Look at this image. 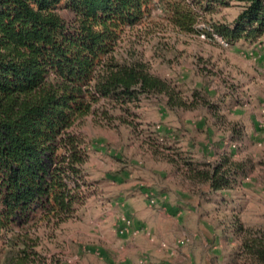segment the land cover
<instances>
[{
  "label": "rangeland",
  "instance_id": "rangeland-1",
  "mask_svg": "<svg viewBox=\"0 0 264 264\" xmlns=\"http://www.w3.org/2000/svg\"><path fill=\"white\" fill-rule=\"evenodd\" d=\"M241 11L233 4L202 18L198 30L210 36L167 26L160 10L127 32L121 51H136L188 107L144 96L132 116L117 110L112 121L90 115L77 124L90 156L86 201L75 219L36 232L48 264H244L234 256V219L264 225V39L224 45L214 29ZM223 156L246 173L218 192L182 159L203 169ZM147 213L158 224H139Z\"/></svg>",
  "mask_w": 264,
  "mask_h": 264
},
{
  "label": "trees",
  "instance_id": "trees-1",
  "mask_svg": "<svg viewBox=\"0 0 264 264\" xmlns=\"http://www.w3.org/2000/svg\"><path fill=\"white\" fill-rule=\"evenodd\" d=\"M233 4L242 11L233 24L214 25L216 33L232 45L264 39V0H0V264H48L36 232L75 219L84 206L90 156L76 130L81 120L112 121L117 110L132 116L152 95L166 96L170 109L188 107L136 51H121L127 32L160 10L167 26L201 33L202 18ZM182 159L215 192L246 173L227 156L203 169ZM234 220L235 258L264 264V225Z\"/></svg>",
  "mask_w": 264,
  "mask_h": 264
},
{
  "label": "crops",
  "instance_id": "crops-1",
  "mask_svg": "<svg viewBox=\"0 0 264 264\" xmlns=\"http://www.w3.org/2000/svg\"><path fill=\"white\" fill-rule=\"evenodd\" d=\"M147 215H148V218H142L144 219V222L139 221V224H158V217H157V220H155L156 217H154V214L147 213ZM140 250L147 251V252L156 251L155 248L154 249L152 248V250H147L146 248H143V247Z\"/></svg>",
  "mask_w": 264,
  "mask_h": 264
},
{
  "label": "built area",
  "instance_id": "built-area-1",
  "mask_svg": "<svg viewBox=\"0 0 264 264\" xmlns=\"http://www.w3.org/2000/svg\"><path fill=\"white\" fill-rule=\"evenodd\" d=\"M205 34H206L205 32H201V33H200V35H202V37H204ZM217 39H219V41H220L222 44L227 45L226 40L223 39L222 37H219V38H217ZM151 203H152V204L155 203L154 199L151 200ZM121 224L124 225V226H123V228H124V227H126L128 224H130V223H129L126 219H122Z\"/></svg>",
  "mask_w": 264,
  "mask_h": 264
}]
</instances>
